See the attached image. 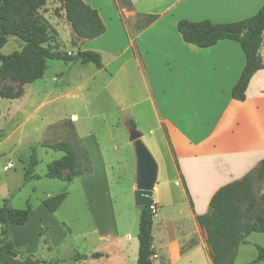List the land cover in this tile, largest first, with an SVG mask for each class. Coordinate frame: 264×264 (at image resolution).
I'll return each mask as SVG.
<instances>
[{"label":"crops","instance_id":"crops-1","mask_svg":"<svg viewBox=\"0 0 264 264\" xmlns=\"http://www.w3.org/2000/svg\"><path fill=\"white\" fill-rule=\"evenodd\" d=\"M83 1L98 11L106 30L95 39L78 40L75 51L69 53L96 52L101 57V67L69 63L70 69L78 64L77 69L83 71H78L67 84V94H61L71 101V108L47 128L64 120L73 127L88 157L90 172L74 177L68 186L77 180L84 187L90 181L106 187L108 211L95 213V205L91 206L93 229L75 236L71 251L77 252L85 245L87 250L81 251L82 255L102 254L86 264H136L137 232L136 241L128 233L134 221L124 226L117 220L101 142L77 115L85 113L82 102L77 100L88 90L97 91L105 81L119 86L139 83L142 96L120 102L118 112L119 122L127 132L131 129L126 121L132 120L144 144L151 143L157 154L152 193V264H212L206 235L196 217L207 213L209 201L219 188L241 179L264 159V69L250 79L244 100H234L231 89L245 65L239 44L222 40L200 49L182 40L176 24L180 20H207L214 24L241 21L253 16L264 0H131L135 16H156L144 27L136 19L127 25L114 5L105 20L90 0ZM258 54L264 64V33ZM45 103L41 102L34 112L41 111ZM117 149L114 144L112 151ZM88 198L91 203L93 198ZM96 198L98 204H104L102 197ZM67 199L68 193L54 213L45 209L43 200L38 207L45 218L52 219L46 225L53 248L64 243L71 232L65 230L67 227L58 228V221L54 220ZM31 214L32 211L19 227H25ZM14 226L9 227V232L16 256L1 253L0 264H25L15 249L18 244L13 238ZM241 249L240 245L235 262Z\"/></svg>","mask_w":264,"mask_h":264},{"label":"rangeland","instance_id":"rangeland-1","mask_svg":"<svg viewBox=\"0 0 264 264\" xmlns=\"http://www.w3.org/2000/svg\"><path fill=\"white\" fill-rule=\"evenodd\" d=\"M90 2L101 11L105 20L111 16L113 5V8L120 13V19L127 25L131 20L136 19L135 22H137L141 19L140 15H134L131 0H125V2L90 0ZM17 6H20L19 13L22 16L41 18L55 30L54 42L50 43L52 49L75 51L74 46L78 39L65 19L64 7L59 0H44L42 4L40 0L33 2L20 0ZM22 47L21 40L7 37L5 44L0 48V53L9 55L20 51ZM77 66L79 65L74 64V67L70 69L69 63L47 60L43 77L32 84L23 86H20L12 76L0 75V94H14L19 89L23 91V95L18 99L10 100L0 97V207L6 199L9 202L8 205L13 208L22 209L29 206L32 211L31 218L25 227H12L14 242L18 244L15 249L21 261L22 258L30 257L44 264H74L71 258L76 254L82 255L81 251L87 250L84 245L77 252H73L71 246L77 240L75 236L93 229L91 206L95 205V213L108 211L104 199L106 187L100 188L95 181H90L84 187L76 180L72 186H68L64 180L43 177L48 165L64 155L63 152L50 149V146L62 142L67 143L74 151L81 150L73 127L65 120L47 128V125L64 117L63 112L67 113V110L71 108V101L62 97L61 94L62 92L67 94V84L69 85L70 80L75 78L78 71L83 72L77 69ZM142 94L143 88L139 83L129 85L123 83L119 86L118 83L105 81L97 91L88 90L77 100L82 102L85 113L81 115L75 112L84 119L87 127L93 129L101 142L107 163L111 202L120 224L125 226L128 222L129 226V222L134 221L132 229L128 230L134 241H136L135 233L138 232L140 212L139 207L134 203L136 156L134 144L129 141L126 126L119 122L118 104L131 102L132 97L140 98ZM41 102H46L45 106L41 111L34 112ZM144 139L148 141L147 133L144 134ZM141 141L144 144L142 137ZM147 143L144 145L155 161L157 154L151 147L152 144ZM114 144L118 148L116 152L112 151ZM33 150L37 162L33 173L40 176V179L24 182V169ZM8 163H11L13 168L4 169ZM85 166L86 163L83 160L81 170ZM67 174V171H63L62 177H66ZM252 180L253 192L259 196L264 192V182ZM165 187L160 188L161 193ZM63 191L68 193V199L57 211L54 220L58 221V228L67 227L65 230L71 232L64 243L53 248L46 225L52 222V219L45 218L38 207L48 194L57 195ZM88 196L93 198L91 203L87 200ZM96 197H102L104 204H98L99 200ZM246 241V244L241 245L242 249L235 264H264V262L253 263L258 253L255 244L264 248V233H252ZM78 264H83V261H79Z\"/></svg>","mask_w":264,"mask_h":264},{"label":"trees","instance_id":"trees-1","mask_svg":"<svg viewBox=\"0 0 264 264\" xmlns=\"http://www.w3.org/2000/svg\"><path fill=\"white\" fill-rule=\"evenodd\" d=\"M20 0H0V48L7 37H14L23 42L20 51L9 55L0 53V75L12 76L20 86L29 85L41 79L46 69L47 60H60L65 63L78 62L91 63L101 67V57L93 51H77L75 54L52 49L50 43L54 42L56 32L43 19L25 17L19 13ZM31 2L35 0H30ZM44 0H40V4ZM65 12V19L74 36L78 40H92L101 36L106 28L98 11L83 0H59ZM124 1L125 0H121ZM128 3V2H127ZM138 22L142 27L152 23L156 16L140 15ZM177 32L185 43L200 49L214 46L222 40L237 42L245 57L244 68L231 89V97L236 101H243L245 91L250 79L258 70L264 69L258 51L264 33V5L251 17L231 23L214 24L207 20L190 22L180 20L176 24ZM23 95L22 89L14 94H0L4 99H18ZM130 129L135 128L132 120L126 121ZM80 151L72 150L67 143H56L50 146L54 151L63 152L64 155L48 165L43 177L48 179H63L66 183L79 175L90 172L86 152L79 140ZM86 166L82 167V161ZM37 165L34 150L31 152L28 163L24 169L23 181L38 180L33 170ZM67 171L66 177H62ZM252 179L264 182V159L258 166L241 179L219 188L211 197L207 213L197 216L196 221L206 235V244L212 264H235L238 248L246 244V238L252 233H264V192L256 196L253 192ZM67 196L63 191L42 201V205L49 213H54ZM141 207L138 218V252L136 264H152L153 255L151 242V227L154 214L150 206ZM29 206L22 209L11 208L5 199L0 207V254L4 253L15 257L14 244L9 233L12 225L23 226L29 217ZM41 235V233H39ZM257 257L254 262H264V248L256 245ZM101 253L87 255H74L72 262L99 259ZM25 264H39L42 261L22 258Z\"/></svg>","mask_w":264,"mask_h":264},{"label":"water","instance_id":"water-1","mask_svg":"<svg viewBox=\"0 0 264 264\" xmlns=\"http://www.w3.org/2000/svg\"><path fill=\"white\" fill-rule=\"evenodd\" d=\"M141 133L135 128L129 131V141L133 142L136 154V188L134 203L137 207L149 206L157 177L156 163L140 140ZM152 234V227H151Z\"/></svg>","mask_w":264,"mask_h":264},{"label":"built area","instance_id":"built-area-1","mask_svg":"<svg viewBox=\"0 0 264 264\" xmlns=\"http://www.w3.org/2000/svg\"><path fill=\"white\" fill-rule=\"evenodd\" d=\"M72 119H75L74 117H71V120ZM11 168H13V166H12V164L11 163H8L5 167H4V169H11ZM150 210H151V212L153 213V214H155V206L152 204L151 206H150Z\"/></svg>","mask_w":264,"mask_h":264}]
</instances>
